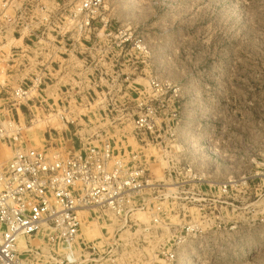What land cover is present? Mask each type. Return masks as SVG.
I'll return each instance as SVG.
<instances>
[{
    "label": "rangeland",
    "instance_id": "1",
    "mask_svg": "<svg viewBox=\"0 0 264 264\" xmlns=\"http://www.w3.org/2000/svg\"><path fill=\"white\" fill-rule=\"evenodd\" d=\"M88 1L0 0V122L20 128L0 166L109 141L147 186L126 215L83 213L78 261L22 257L264 264V0Z\"/></svg>",
    "mask_w": 264,
    "mask_h": 264
},
{
    "label": "built area",
    "instance_id": "2",
    "mask_svg": "<svg viewBox=\"0 0 264 264\" xmlns=\"http://www.w3.org/2000/svg\"><path fill=\"white\" fill-rule=\"evenodd\" d=\"M96 3L89 0L83 6ZM26 93L22 87L14 90L16 99ZM19 130L14 120L0 122V140L16 141ZM259 168L254 177L264 180V161ZM144 174L115 155L109 141L72 154L15 144L0 169V264H32L22 257L28 251L37 261H78L75 245L83 213L126 215L147 186ZM29 238L43 239L48 257L41 259ZM20 239L26 248L22 251Z\"/></svg>",
    "mask_w": 264,
    "mask_h": 264
},
{
    "label": "crops",
    "instance_id": "3",
    "mask_svg": "<svg viewBox=\"0 0 264 264\" xmlns=\"http://www.w3.org/2000/svg\"><path fill=\"white\" fill-rule=\"evenodd\" d=\"M7 161H8V160H7ZM7 161H6V162H7ZM6 162H5V163H6ZM5 163H4V165H5ZM4 165H1V166H0V169H1Z\"/></svg>",
    "mask_w": 264,
    "mask_h": 264
}]
</instances>
